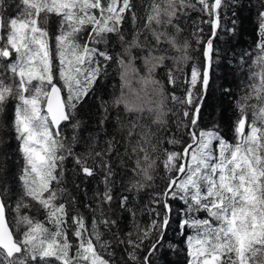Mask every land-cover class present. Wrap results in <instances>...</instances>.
I'll use <instances>...</instances> for the list:
<instances>
[{"label":"snow or ice","instance_id":"1","mask_svg":"<svg viewBox=\"0 0 264 264\" xmlns=\"http://www.w3.org/2000/svg\"><path fill=\"white\" fill-rule=\"evenodd\" d=\"M22 3L25 7L19 16L7 20L0 17V31L7 30L6 35H0V60L6 62L0 72V115L10 101H17L12 128L20 142L19 151L24 161L19 179L24 196L40 206L45 218L41 221L18 215L17 230L20 226L24 230L19 237L14 236L5 217L3 197L8 189L0 190V264H52L53 261L59 264H112L102 254L107 252L110 243L102 240L100 225L110 228L117 224L116 220L104 217L103 208L104 205L111 206L114 199L110 185L115 173L110 159L105 157H110L116 150L115 138L105 140L106 148L95 151L98 137H93L89 151L78 155L61 132L62 125L74 119L78 106L101 77L106 65L102 66L98 58L105 62L112 60L106 48L98 47L108 43L107 37L111 33H118L124 45V55L117 57L121 68V94L111 106H123L124 112L134 117L125 123L118 116L117 123L121 131H126L131 153L136 156L132 171L144 179V182L133 181L128 190L143 189L146 182L154 179L151 173L158 164L168 173L164 190L156 193L153 199L160 208L151 209L156 218L147 227H141L133 220V231L120 240L127 246L129 264H139L137 253L150 237L142 264H156L152 258L164 247L174 215L180 216L178 223L185 236L187 264H264V3L259 12L261 36L254 61L258 70L251 73L253 83L248 86L249 91L237 101L239 115L232 128L235 143L224 138L218 125L199 127L215 54L212 38L207 39L203 49V68L191 65L190 76L184 81L187 87L183 96L167 93L153 75L170 59L166 55L167 49L161 48L164 43L182 53L172 58L178 65L191 59L189 41L178 44L175 36L167 33L169 28L177 34L183 31L181 15L199 5V11L209 17L204 23L211 25V37H215L221 27L223 0H195V3L192 0H152L146 16L140 18L142 26L136 29L130 42L125 41L119 25L126 12L131 13L134 22L137 20L131 0H120L119 3L109 0L106 7L101 0H22ZM49 14L61 18L60 31L55 36L58 66H54L50 37L44 26ZM87 26H91L88 41L80 44L78 34ZM202 31L198 29L193 33L197 44L201 43L199 33ZM136 49L146 53L140 57L145 69L143 75L136 67L137 56L133 54ZM136 77L146 89L150 86L146 95H155L158 101L149 100L145 104L132 98L138 96L131 88ZM176 82L177 77L169 69L167 83L175 86ZM124 88L129 92L125 93ZM64 89L67 90L66 97L61 95ZM253 99L256 103H249ZM169 101L180 106L178 112L167 107ZM102 107L105 116L100 120L101 126L108 119V107ZM145 112L157 131L142 124ZM170 115L176 117L177 130H182L188 137L186 142L168 134ZM80 126V121L71 124L74 130ZM160 132L165 135L161 137ZM76 142L77 135L74 134L72 143ZM164 144L180 145L182 150H169L163 147ZM69 158L85 177H93L97 169H102L104 185V190L96 193L97 209L94 211L99 217L93 215L91 227L81 213L71 216L72 235L77 240L75 253L71 256L68 205L67 201L60 202L67 192L61 185L65 177L64 162ZM89 160L93 162L91 165ZM128 200V196L122 195L119 206L131 212L127 208ZM172 201L180 202L178 212ZM72 203H75V197ZM21 207L27 205L17 203L16 211L19 212ZM131 214L135 216L134 212ZM49 224L51 228L47 226ZM187 229L192 230L191 234H186Z\"/></svg>","mask_w":264,"mask_h":264},{"label":"trees","instance_id":"2","mask_svg":"<svg viewBox=\"0 0 264 264\" xmlns=\"http://www.w3.org/2000/svg\"><path fill=\"white\" fill-rule=\"evenodd\" d=\"M101 2L106 7L109 0H101ZM119 2L120 0H118V3ZM151 2L152 0H131L137 20L134 22L131 13L126 12L123 21L119 25L120 33L124 35L126 42H130L136 29L142 26L143 20L140 18L146 16ZM192 3H195V0H192ZM262 3H264V0H223V7L220 13L221 27L218 29L215 37H211V25L204 23L209 17L199 11V5H197L195 9H189L186 15H181L180 17V27L183 31L177 34L174 29L169 28L167 33L168 36H175L178 44L182 45L185 40L189 41L192 45L188 50V55L191 59L186 63L180 62L178 65L172 58L179 57L182 53L164 43L161 45V48L167 49L166 55L170 57V59L166 60L165 65L157 68L153 73L155 78L161 81L167 93L175 92L177 96H183L187 87L184 81L190 76L191 65L197 64L203 68V49L207 39L212 38L215 54L213 55L211 81L203 101V109L200 113L199 124L202 122L203 125L201 128H209L212 127L215 122L216 125L219 126V131L224 138L231 143H235V135L232 128L239 115L237 101L249 91L248 86L253 83L250 78L251 73L258 70L254 61L258 55L257 44L260 42L261 36L259 30V24L261 22L259 19V12L261 11ZM24 7L22 0H0V17L7 20L10 17L19 16L20 13L24 11ZM96 14L99 16L98 10ZM52 16L58 18L59 27L57 28V33H51L46 23L44 26L46 27L47 25L54 66H58L59 62L56 60L55 36L59 34L61 18L55 14H49L47 18ZM198 29H203V31L199 33L201 38L200 44L196 43V37L193 35ZM157 31H162V29L157 28ZM89 32H91V26L85 27L83 31L78 34V41L80 44H84L88 41ZM6 34V29L0 31V35ZM143 39L142 35L141 43H143ZM149 39H151L150 36ZM107 40V44H101L98 47L101 50H105L106 48L112 56V60L105 62L103 58H98L102 66L106 65L104 71L88 97L78 106L74 119L62 125L61 132L66 143L70 144L74 152L78 155H85L89 151L93 137H98V144L95 151L105 149L106 145L104 141L112 139L113 137L115 138L114 143L116 150L110 157H105L106 159H110L115 173L113 176V183L110 185L112 187L114 199L111 206L104 205L103 208L104 217L116 220L117 224L110 228L100 225V231L103 234L102 240L110 243L107 252H103L102 254L106 259H110L112 264H129L125 251L127 246L121 244L120 240L125 239V234L127 232L133 231V220L141 227H147V225L156 218L152 214L151 209L155 208L160 210V208L159 205L153 203V199L156 193L164 190L168 173L164 171L162 165L158 164L156 169L151 173L154 179L146 182V186L143 189L128 190L133 181L139 180L144 182V179L142 175H136L132 171L135 167L136 156L131 153V145L126 140V131H121L117 123L118 116L125 123H127L130 118L134 117H130L129 114L125 113L123 106L119 108L111 106V102L121 94V68L117 64V57L118 55H124V45L121 43L118 33L109 34ZM152 43L155 44V41L153 40ZM133 54L137 56L136 67L140 69V74L142 75L145 69L140 57L144 56L146 53L136 49ZM156 54L159 55L160 53L157 52ZM124 59L127 60L128 57L124 56ZM3 63H5V61L0 60V64ZM181 68L183 71L180 70ZM0 69H3L1 65ZM169 69H172L174 76L177 77L175 86L167 83V73ZM217 84L218 88H216ZM138 85L139 82L134 84L135 92H137ZM148 91H150V89H148ZM64 92L67 94L66 89H64ZM125 93L128 92L125 91ZM152 99L151 101L155 102L158 101L159 98L153 95ZM105 102L108 103L105 104ZM249 103H256V100L253 99L249 101ZM102 105L108 107V119L103 126L100 124V120L105 116ZM167 107L172 108L174 112H178L180 108L179 105H174L170 101ZM10 110L12 119L9 121V125L6 124V127L10 129L8 133L12 142L17 143L19 147L20 142L16 140L15 131L12 128L15 109L12 107ZM216 114H218V117ZM251 115V112H249V119H251ZM76 121H80L81 126L79 129L74 130L71 124ZM175 121L176 117L170 115L168 134H174L177 139H182L186 142L188 137L182 130H177ZM142 124L150 126L154 132L157 131L156 125L151 123V118L147 112L144 113ZM74 134L77 135V142L75 144L72 143V136ZM159 135L163 137L165 133L160 132ZM134 143L135 138L132 140V144ZM163 147H167L169 150H182L180 145L173 146L164 144ZM92 163L93 162L89 160V164L91 165ZM64 169V184L61 185V187L66 188L67 192L60 202L63 203L67 201L68 205L69 223L67 231L68 239L73 245L70 251L71 256L75 253L77 244L76 238L72 235L74 229L71 227V216L75 215L77 212L81 213L85 216L86 220L89 221V227H91L90 221L93 215L99 217V213L94 210L97 209L96 193L104 190V185L101 182L103 179V170L97 169V174L95 176L85 177L79 173V170L76 168L71 158L64 162ZM1 185L0 182V186ZM0 190H2V187H0ZM122 195L129 197L127 208L131 209V212L120 208L119 200ZM24 197L28 205L27 207H21L19 212L16 211V205L19 201L12 199L10 205L6 200L8 220L17 237H19L24 230L23 227L17 230L18 226L16 220L18 215H27L41 221L45 218V213L40 206L30 197ZM73 197H75L74 204L72 203ZM171 203L178 212L181 207L180 202L172 201ZM133 212L135 213L134 217L131 214ZM179 219V215L173 216L171 226L168 228L165 236L164 247L152 258L156 261V264H187L186 248L183 243L185 236L181 234L179 229ZM47 226L50 228L52 227L50 224ZM191 232V229L186 230V234H191ZM150 242L151 237L149 240L145 241L141 250L138 251L139 264H142L143 256L146 254L144 249L149 246ZM171 246L175 247L173 248ZM98 251H100L99 248ZM109 253H111V255H109ZM52 264H59V262L53 261Z\"/></svg>","mask_w":264,"mask_h":264},{"label":"rangeland","instance_id":"3","mask_svg":"<svg viewBox=\"0 0 264 264\" xmlns=\"http://www.w3.org/2000/svg\"><path fill=\"white\" fill-rule=\"evenodd\" d=\"M46 24L48 25L51 33H57V28L59 27L58 18L53 17V16L49 17L47 18ZM47 25H46V28H47ZM13 60H15V56H13ZM2 67L4 68L5 66L2 65ZM2 71L3 69H0V72ZM143 74H144V71H143ZM138 80H139L138 77L133 78L132 83H131L132 89L135 90L134 84L138 82ZM33 83H36V82H33ZM216 88H218V84L216 85ZM148 89H150V86ZM148 89H146L145 86L139 82L137 92H136L138 96H133L132 98L141 103L147 104L149 100H153L152 99L153 95H146V91H148ZM62 91H63V95L66 97L67 96L66 92H64V90ZM124 91L129 92V89L124 88ZM16 103L17 101H10L9 104L6 105L4 113L0 115V118H1L0 123L2 122V127L0 126V182L2 185L0 187H2V189L3 188L8 189V192L3 197L5 200V203L7 200V202L10 203L11 205L12 199H15L16 201H19L18 203L22 205H28V203L26 204V200H25L26 198L23 196L24 195L23 184L19 179V177L22 174L23 166H24L23 157L19 151L18 144L15 142L13 143L9 136V133H8L9 132L8 130H10L8 129L9 127H6V130H4L5 124L9 125V121L12 119L10 109L12 107L15 109L14 106ZM216 116L218 117V114H216ZM202 125L203 124L201 122L199 124V127L201 128ZM213 125H216V123L214 122ZM7 216H8V211H7ZM21 228L22 226L19 227V229Z\"/></svg>","mask_w":264,"mask_h":264},{"label":"water","instance_id":"4","mask_svg":"<svg viewBox=\"0 0 264 264\" xmlns=\"http://www.w3.org/2000/svg\"><path fill=\"white\" fill-rule=\"evenodd\" d=\"M217 32H218V29H217ZM212 69V68H211ZM210 81H211V72H210ZM210 83V82H209ZM61 95H62V97H64V95H63V91L61 92ZM5 217H6V220H7V222H8V218H7V209H6V212H5ZM8 225H9V227L11 228V226H10V224H9V222H8ZM12 229V228H11ZM15 236V235H14Z\"/></svg>","mask_w":264,"mask_h":264},{"label":"flooded vegetation","instance_id":"5","mask_svg":"<svg viewBox=\"0 0 264 264\" xmlns=\"http://www.w3.org/2000/svg\"><path fill=\"white\" fill-rule=\"evenodd\" d=\"M2 65H4V66H5V65H6V62H5V63H3ZM2 65H1V66H2ZM0 120H1V118H0ZM0 126L2 127V122L0 123ZM4 130H6V124H5V128H4Z\"/></svg>","mask_w":264,"mask_h":264},{"label":"bare ground","instance_id":"6","mask_svg":"<svg viewBox=\"0 0 264 264\" xmlns=\"http://www.w3.org/2000/svg\"><path fill=\"white\" fill-rule=\"evenodd\" d=\"M7 218H8V216H7ZM8 222H9V220H8ZM10 224V223H9ZM11 226V225H10ZM12 228V227H11ZM14 233V232H13ZM15 235V234H14Z\"/></svg>","mask_w":264,"mask_h":264}]
</instances>
